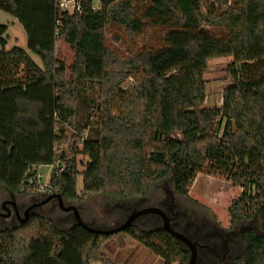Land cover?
<instances>
[{"label":"trees","instance_id":"obj_1","mask_svg":"<svg viewBox=\"0 0 264 264\" xmlns=\"http://www.w3.org/2000/svg\"><path fill=\"white\" fill-rule=\"evenodd\" d=\"M135 5H142L141 16ZM0 9L26 15L29 44L42 59L39 67L18 46L5 50L6 25L0 24L3 189L32 191L27 170L57 159L68 166L48 186L63 203L93 195L138 199L167 175L180 196L193 180L200 182L198 173L228 180L240 189L228 206L229 224L258 221L257 231L240 233L241 262L264 264V0H99L96 10L82 0V11L73 14L58 13L53 0H0ZM111 25L123 28L128 41L143 26L142 42H129V51L117 55L106 45ZM112 38L120 41L115 33ZM57 40L74 52L69 77L54 53ZM222 55L232 56L226 66L231 83L219 107H202L206 61ZM127 79L133 82L124 89ZM66 128L74 148L83 138L73 152L87 158L80 171L56 150ZM81 219L93 226L94 220ZM122 232L162 264H187V252L162 228L131 224ZM111 236L75 221L60 229L31 213L0 228V264H117L101 252Z\"/></svg>","mask_w":264,"mask_h":264},{"label":"rangeland","instance_id":"obj_2","mask_svg":"<svg viewBox=\"0 0 264 264\" xmlns=\"http://www.w3.org/2000/svg\"><path fill=\"white\" fill-rule=\"evenodd\" d=\"M141 6V7H140ZM135 15L141 16L143 12L142 5H135ZM18 13L0 9V24L6 25L5 37L6 44L5 50H9L14 46L22 48L33 62L42 67L41 54L32 48L29 44L28 35L23 26V22L26 20V15L18 9ZM144 23L141 25L144 26ZM137 30V34H134L131 41L127 40V36L124 29L111 25L109 27V35L107 36L106 45L117 55H125L129 50V42L134 46H138L140 41L142 42V32L144 27ZM156 35H163L164 29L160 26L155 27ZM115 33L120 36V41L116 42L112 38V34ZM146 46H148L146 42ZM44 48L43 46H41ZM55 56L57 59L64 62L67 76H70L69 66L74 60V52L70 45L67 43L57 40L55 43ZM232 61L231 55H222L217 57H212L207 59L206 68L204 71L205 79V96L203 100L202 107L213 108L219 107L221 105L222 90L231 83L230 78L226 74V66ZM133 82L132 79H127L122 87L125 89ZM226 125V118L221 119L219 123L218 133L222 134L223 128ZM66 131H71L70 128H66ZM64 142H58L56 144L57 152L61 149L65 151L70 159L75 160V166L77 170H82L83 165L87 158L80 154H73L77 149H80L81 145L76 143V148L64 147ZM36 169L42 173V178L40 180L41 184H47L50 178L51 166L48 164L39 165ZM199 183L195 186L194 181L192 182L187 196H180L176 194L173 190L171 175H167L165 178L159 180L157 184L148 192L147 197L150 199L151 205L155 206V199L153 196L162 195L166 193L173 198V201L177 203L183 210H187L186 218L189 221H193L194 213L198 215H204L208 219H213L220 226L229 227L228 222V206L232 199L240 193L238 187L232 186L228 180H222L207 174L198 173ZM195 176V177H196ZM212 178L211 179H208ZM195 179V178H194ZM82 175L79 173L76 175V189L77 192L82 188ZM0 193L4 196L6 195V190L0 186ZM44 198L41 199L43 201ZM39 202V201H38ZM37 202V203H38ZM135 202L134 199H124V200H111L102 195H93L86 198L82 203H64L65 205L72 204L76 208L78 206L84 209L80 210V215L83 219L87 221L94 220L92 227H102L110 228L115 226L117 220H121L122 216L128 213L123 206L126 204H132ZM58 203V202H57ZM56 200H48L44 203L37 204L31 213H39L48 218H50L58 228L66 229L75 220L71 214L62 209H59ZM153 203V204H152ZM157 207V206H155ZM110 209L109 211H106ZM79 213V212H78ZM94 218V219H93ZM184 221V217H179ZM144 217H139L133 224L137 225L141 229H157L162 228V222L156 221L155 223H143ZM20 224L19 221L12 220L8 218H0V228L10 229L14 226ZM239 229H252L258 230V221L254 216L247 221L240 222L238 224ZM112 236L108 238L104 244L101 246V252L107 256L111 261L117 264H160L161 260L159 257L153 255L149 250L143 247L141 244L136 242L134 239L123 233L122 231L111 234ZM185 250H188V246L183 244ZM89 264H101L99 262L91 261Z\"/></svg>","mask_w":264,"mask_h":264},{"label":"flooded vegetation","instance_id":"obj_3","mask_svg":"<svg viewBox=\"0 0 264 264\" xmlns=\"http://www.w3.org/2000/svg\"><path fill=\"white\" fill-rule=\"evenodd\" d=\"M46 196H41L36 191H20L17 193H11L6 191V195L0 193V218L10 217L12 220L19 221L25 217V210L33 203L41 201ZM155 199V206L163 210L165 215L169 219L170 226L176 231L182 233L193 243L195 250V261L194 264H242L241 256L243 253V243L240 240V233L243 230L239 229L238 224L229 227L220 226L213 219H208L204 215H198L193 212L194 219L189 221L186 218L187 210H183L177 203L173 201V198L166 193L164 196L157 195L153 196ZM56 203L58 202L57 199ZM135 202L132 204H126L123 206L128 213L122 216L121 220H117L115 224L123 222L126 217L134 211L141 208L150 207V199L146 196L134 199ZM54 202V201H53ZM153 204V203H152ZM34 206L31 211L36 208ZM84 209L82 207L79 210ZM107 209L106 211H109ZM73 216L71 211H66ZM139 217H144L143 223H155L156 221L162 222L163 219L158 213H145L137 216L134 221ZM179 217H184V221H180ZM92 224V222H90ZM245 229V228H244ZM182 248L183 244H180ZM186 245V244H184ZM188 250L189 247H188ZM188 250L187 252L188 256Z\"/></svg>","mask_w":264,"mask_h":264},{"label":"water","instance_id":"obj_4","mask_svg":"<svg viewBox=\"0 0 264 264\" xmlns=\"http://www.w3.org/2000/svg\"><path fill=\"white\" fill-rule=\"evenodd\" d=\"M55 198L58 201V205H59L60 209H62L63 211H71L73 213L75 222L78 225H80L81 227H83L84 229H86L87 231L92 232L94 234L111 235V234H114L116 232H120V231L124 230L126 227L133 224L135 218L141 214L152 213V212L158 213L161 215V217L163 219L162 229L165 230L166 232H168L170 235H172L180 244H186L189 247L190 250H188L187 264H194L195 250L193 248V243H191L188 240V238L186 236H184L182 233L173 229L170 226L169 219L165 215L163 210H161L160 208L155 207V206L145 207V208H141L137 211H134L131 214H129L123 222L116 224L115 226H112L110 228H98V227H92V226L86 224L85 222H83V220L79 216V213H78V211L74 205H72V204L65 205L63 203L62 197L59 193L51 192L46 196V198H44L43 201H39L38 203H33L25 210V217L23 220H21V223H23L27 219V217L29 216L30 210L34 206H36L37 204L44 203V202L51 200V199H55Z\"/></svg>","mask_w":264,"mask_h":264},{"label":"built area","instance_id":"obj_5","mask_svg":"<svg viewBox=\"0 0 264 264\" xmlns=\"http://www.w3.org/2000/svg\"><path fill=\"white\" fill-rule=\"evenodd\" d=\"M55 9L58 13H67V14H73V13H80L82 11V0H53ZM91 7L96 10L99 8V0H91ZM64 147L73 148L75 144H73L72 141V131H66L64 133ZM83 138H77L76 143L78 141H81ZM58 154L63 153L68 159L69 155L61 149L60 152H57ZM51 166V176H59L62 172L65 171L66 167L68 166L65 161H62L60 159H57L54 163L50 164ZM27 182L28 186L33 188V191H36L41 196H47L49 193H51L50 187L47 184H41L40 180L42 178V173H40L36 167H31L27 170ZM50 179V178H49Z\"/></svg>","mask_w":264,"mask_h":264},{"label":"crops","instance_id":"obj_6","mask_svg":"<svg viewBox=\"0 0 264 264\" xmlns=\"http://www.w3.org/2000/svg\"><path fill=\"white\" fill-rule=\"evenodd\" d=\"M160 262H161V261H160ZM160 264H162V262H161Z\"/></svg>","mask_w":264,"mask_h":264}]
</instances>
